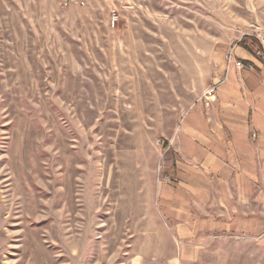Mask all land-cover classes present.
<instances>
[{"label":"rangeland","instance_id":"1","mask_svg":"<svg viewBox=\"0 0 264 264\" xmlns=\"http://www.w3.org/2000/svg\"><path fill=\"white\" fill-rule=\"evenodd\" d=\"M263 35L264 0H0V264H264V234L178 232L159 200L189 107Z\"/></svg>","mask_w":264,"mask_h":264},{"label":"crops","instance_id":"2","mask_svg":"<svg viewBox=\"0 0 264 264\" xmlns=\"http://www.w3.org/2000/svg\"><path fill=\"white\" fill-rule=\"evenodd\" d=\"M249 46L251 44H248ZM254 48L237 46L238 58ZM217 68L215 100L198 98L168 145L160 208L178 232L264 234V69Z\"/></svg>","mask_w":264,"mask_h":264},{"label":"built area","instance_id":"3","mask_svg":"<svg viewBox=\"0 0 264 264\" xmlns=\"http://www.w3.org/2000/svg\"><path fill=\"white\" fill-rule=\"evenodd\" d=\"M64 5H70L72 3L76 4H83V0H63ZM114 16H116V13H113ZM262 48L260 47L259 49L255 50L254 53L252 54V59L244 60L242 58H238L236 53H235V48L233 47L230 50H228L224 56V60L226 63L227 68L231 66V64L234 62L237 68H263L264 69V35L262 38H260ZM223 81L221 79H218L215 81L214 85L209 87L201 96V99L204 100L206 106H211L212 102L216 98L217 94V89L220 84V82Z\"/></svg>","mask_w":264,"mask_h":264},{"label":"trees","instance_id":"4","mask_svg":"<svg viewBox=\"0 0 264 264\" xmlns=\"http://www.w3.org/2000/svg\"><path fill=\"white\" fill-rule=\"evenodd\" d=\"M241 45L246 47V48H250L251 47V45L249 46L246 42H241Z\"/></svg>","mask_w":264,"mask_h":264}]
</instances>
